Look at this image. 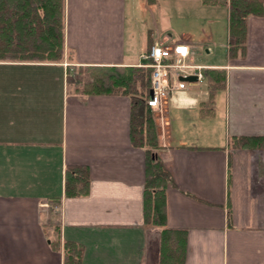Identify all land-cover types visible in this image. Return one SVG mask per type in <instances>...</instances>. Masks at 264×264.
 Listing matches in <instances>:
<instances>
[{"label": "crops", "instance_id": "crops-1", "mask_svg": "<svg viewBox=\"0 0 264 264\" xmlns=\"http://www.w3.org/2000/svg\"><path fill=\"white\" fill-rule=\"evenodd\" d=\"M161 2L65 0L61 60L0 61V264H63L66 240L82 264H161L164 228L186 230L184 264H264V147L231 144L264 135V15L248 16L246 47L231 55L229 0H197L201 27L177 37L154 19ZM155 42H184L203 74L180 78L163 105L165 225L144 221L146 151L132 143L130 96L69 80L81 65L147 66ZM205 68L224 70L225 86L211 92ZM67 164L89 166L87 195H65Z\"/></svg>", "mask_w": 264, "mask_h": 264}, {"label": "trees", "instance_id": "trees-1", "mask_svg": "<svg viewBox=\"0 0 264 264\" xmlns=\"http://www.w3.org/2000/svg\"><path fill=\"white\" fill-rule=\"evenodd\" d=\"M209 1V0H205ZM227 3L228 0H219ZM250 14L264 15V0H229L230 54L244 50L247 19ZM65 49V0H0V60L58 61ZM89 80L78 91L85 94L125 93L131 98L130 135L135 146L146 151V179L143 200L144 221L152 225L167 222L166 187L173 183L169 169L160 157L161 144L152 108L148 104L151 66H79ZM211 92L224 87V70L205 68ZM77 80L76 82H78ZM231 144L239 147H264V135H234ZM90 168L86 164H67L65 195L85 196L90 191ZM61 197L50 201L60 202ZM60 231L57 228V232ZM51 241L61 249L60 232ZM186 230L164 228L161 264H184ZM63 264H82V247L75 241L64 242Z\"/></svg>", "mask_w": 264, "mask_h": 264}, {"label": "built area", "instance_id": "built-area-1", "mask_svg": "<svg viewBox=\"0 0 264 264\" xmlns=\"http://www.w3.org/2000/svg\"><path fill=\"white\" fill-rule=\"evenodd\" d=\"M189 53L190 48L184 42H156L143 54L142 57L148 60L146 65L152 67L150 94L147 99L152 110L163 109L170 91L182 84L181 76L196 74L198 79L203 77L201 71L195 70L200 68L198 65L186 63Z\"/></svg>", "mask_w": 264, "mask_h": 264}, {"label": "rangeland", "instance_id": "rangeland-1", "mask_svg": "<svg viewBox=\"0 0 264 264\" xmlns=\"http://www.w3.org/2000/svg\"><path fill=\"white\" fill-rule=\"evenodd\" d=\"M161 1H162L161 2L162 9H157L158 11L155 9L156 15L154 19L156 20L158 19L159 24L162 25V27L165 30L171 28L173 37H177L179 34H181L182 30L191 29L192 31L194 30L198 31V29L201 27L202 23H195L194 20L190 18L191 16H195L196 18L200 16V13L197 11L198 10L197 0H161ZM174 2H179V4L178 5L174 4L175 9H172L174 8L172 7ZM221 10L223 11V9ZM218 17L220 19L222 18V21L224 23L226 22L224 15ZM138 18H140L144 22L145 20H147L148 22L151 21L150 16L146 13L139 14ZM205 27L208 26L205 25ZM219 27L220 25L219 23H217V25H215V28H217V32L219 31ZM221 32H222V28H221ZM153 44H151V46ZM162 44H171V43H162ZM0 61H4V60H0ZM6 61H12V60H6ZM201 61H203V57L195 60V62H201ZM186 63L189 64L187 61ZM70 73L72 75L69 77V80H71L70 89L72 90L78 89V87H83L84 83L87 82L90 77L88 73H80L79 67H74ZM77 80L79 81L76 82ZM152 113L154 115L157 133L159 137V131L160 130L163 131V128H165L163 109L158 111L152 110ZM159 142H160V138H159ZM47 240H49L48 235H47Z\"/></svg>", "mask_w": 264, "mask_h": 264}, {"label": "water", "instance_id": "water-1", "mask_svg": "<svg viewBox=\"0 0 264 264\" xmlns=\"http://www.w3.org/2000/svg\"><path fill=\"white\" fill-rule=\"evenodd\" d=\"M182 80H196L197 79V75L196 74H189V75H186V76H181L180 77Z\"/></svg>", "mask_w": 264, "mask_h": 264}]
</instances>
